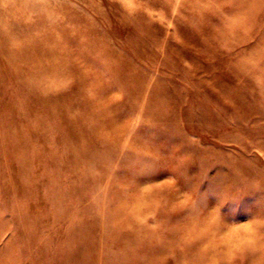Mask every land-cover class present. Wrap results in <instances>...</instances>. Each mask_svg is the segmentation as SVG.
Segmentation results:
<instances>
[{"label": "rangeland", "instance_id": "rangeland-1", "mask_svg": "<svg viewBox=\"0 0 264 264\" xmlns=\"http://www.w3.org/2000/svg\"><path fill=\"white\" fill-rule=\"evenodd\" d=\"M0 264H264V0H0Z\"/></svg>", "mask_w": 264, "mask_h": 264}]
</instances>
